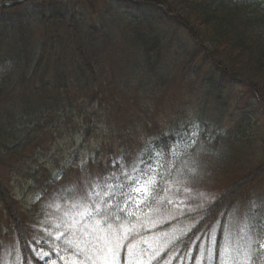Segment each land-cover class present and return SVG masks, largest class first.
Segmentation results:
<instances>
[{
  "label": "trees",
  "instance_id": "obj_1",
  "mask_svg": "<svg viewBox=\"0 0 264 264\" xmlns=\"http://www.w3.org/2000/svg\"><path fill=\"white\" fill-rule=\"evenodd\" d=\"M110 1L114 0H29L0 7V63L9 65L0 80V166L7 165L6 158L39 146L42 139L37 133L47 134L49 122H64L61 117L68 119L74 114L62 112L72 109L79 114L74 119L83 143L93 148L86 153V162L76 151L58 165L61 178L47 180L44 198L63 185L66 199H82L91 213L83 219L85 233L104 218L101 227L125 224L131 228L115 264H132L129 246L135 264H222L225 258L219 249L237 219L236 212L242 209L253 226L251 231L245 228L252 238L249 264H262L264 226L260 215L264 208L248 205L245 198L264 181V155L215 199L202 202L193 182L197 163L202 169L211 161L213 164L229 151L228 143L236 148V142L245 139L252 143L246 130L249 123L236 122L231 136L203 131L196 144L179 152L174 149L173 130L171 136L164 131L156 141L163 164L161 179L152 191L151 205L148 202L138 213L132 210V202L127 204L117 192L116 179L119 176L127 182L132 176V160L139 161L136 167L143 166L145 149L139 146L140 139H132L131 128L127 129L129 141L124 139L116 116L124 117L120 109L125 106L128 112L136 108L152 113L173 83V75L163 73L165 35L148 18L151 14L132 17V12L140 14L144 8L153 18L161 17L158 25L173 19L188 31L196 46L192 62L203 55L223 82L245 85L264 107V0H118L117 6L99 14L102 5ZM130 118L132 121V114ZM29 122L36 125L24 137L21 132L14 133ZM133 122L139 124L137 129L148 125L142 119ZM170 124L179 128V118ZM51 145L58 148L54 142ZM107 184L112 185V192H104ZM98 187L100 195L90 192ZM208 187L203 183L201 189ZM180 195L197 198L183 213L172 201ZM0 205L19 245L20 259L13 264H50L38 252L39 240L52 239L47 230L37 227L41 223L38 218L46 219L37 210L40 202L23 209L0 176ZM74 211V207L68 210L64 206L59 216L64 219ZM162 215L173 218L162 219ZM239 222L241 219L233 225ZM2 232L0 228V264ZM161 234L164 237L159 240ZM155 237L158 244L149 247ZM81 247L84 254L79 252L80 258L68 264H92L96 259L90 235Z\"/></svg>",
  "mask_w": 264,
  "mask_h": 264
},
{
  "label": "rangeland",
  "instance_id": "obj_2",
  "mask_svg": "<svg viewBox=\"0 0 264 264\" xmlns=\"http://www.w3.org/2000/svg\"><path fill=\"white\" fill-rule=\"evenodd\" d=\"M118 0L104 3L99 14H104L108 9H112L113 5L117 6ZM136 11V10H135ZM146 8L142 9L140 14L132 12L134 16H145L151 14L148 18L153 21L154 26L158 28L160 34L165 35V56L163 73L166 76L173 75V83L171 88L166 91L162 97V101L155 104L152 113L142 112L139 109L132 108L131 112L126 111V106L120 109V113L124 117L116 116L119 123V132L124 134V139H130L128 128H131L132 139L135 141L140 139L139 146L145 149L143 155H146L143 161V166L136 167L139 163H134L132 167V176H129L127 182H123L120 177L116 179L118 186L117 192H121L126 198L127 204L132 202V210L138 213L143 211L145 204L149 202L151 205L152 191L158 186L162 174V159L159 157V147L156 141L165 131L169 136L170 131L175 134L176 152H179L186 147L196 144L197 138L203 131L209 133L225 134L231 136L236 130V122L241 121L247 125L248 139L234 143H228L229 151L223 157L209 162L205 168H199L197 163L194 167L195 180L197 183V193H200L201 201L215 199L217 195L223 191L228 184L236 177H241L247 167H251L261 160L264 155V107L249 92L245 85L235 84L232 81L223 82L220 75L211 68L210 61L203 55L198 57L195 62L192 55L195 54L196 46L192 43L188 31L175 22L173 19L170 23H160L161 18L158 15L148 13ZM146 13V14H144ZM187 31V32H186ZM9 68L8 64L0 63V80L4 73ZM104 109V108H103ZM11 111H16L15 109ZM10 111V112H11ZM90 112H96L93 110ZM17 113V112H16ZM15 113V114H16ZM19 113V112H18ZM62 113H72L70 118H62L64 122L57 124V121L49 122L46 127V132L37 133L42 139V142L37 147H30L25 151H20L18 156H10L4 161L7 165L0 166V176L6 183L7 187L12 191L15 198L20 202L23 209L29 208L32 204L40 202L37 210L44 214L46 219L37 227L45 229L50 234V238L39 240V254L44 260H49L50 264H68L71 261L78 260L79 250L76 247L82 248L83 241L88 235L85 233L84 217L81 213L85 211L83 200L77 196H72L66 199L65 186L61 185L58 189H54L52 194L45 199V191L43 187L48 179L56 177L57 181L61 178L60 167L68 160L72 153L78 151L80 157L86 162V153L93 148L92 144H84L81 139V132L78 129L77 118L78 112L74 113L72 109L63 111ZM1 114V113H0ZM132 114V121L131 116ZM179 118V128L171 127V120ZM54 119V118H53ZM142 119L146 124L143 128L137 129L139 124L133 121ZM35 122V121H34ZM34 122L23 124L14 131L15 134H22L24 137L30 132L31 128L36 125ZM34 123V124H30ZM148 128H151L148 130ZM178 129V130H177ZM198 133V134H195ZM19 136V135H18ZM57 138V140H55ZM13 139V138H12ZM54 142L58 148H53L51 143ZM161 146V145H160ZM162 147V146H161ZM3 147L0 145V150ZM263 152V154L261 153ZM119 154V150L117 151ZM24 155V156H22ZM234 160V162H232ZM235 160H242V163H237ZM232 163H235L232 164ZM136 164V166H135ZM43 165V167L41 166ZM58 165L60 167H58ZM243 165V166H242ZM128 167H125V172H128ZM135 170L138 171L137 175ZM234 171V172H233ZM233 172V173H232ZM154 181L149 185V192L137 193L135 188L144 185L146 181ZM203 183L210 187L201 189ZM104 192H112V185L107 184ZM207 186V185H206ZM101 188L91 189L90 192H99ZM198 197V194H195ZM64 199L67 200L64 201ZM173 202H177V206L181 208V213L185 212V207L188 208L190 203L197 198H187L185 196H174ZM248 205L264 208V181L254 186L247 197L245 203ZM64 206L68 210L74 207L75 211L68 214L64 219L60 217V212H64ZM236 211H241L237 209ZM237 219H233V224L241 219V223L231 225L229 232L231 233L232 255L228 258V264H249L250 244L252 238L245 225L248 224V216H245L244 209L241 213L236 212ZM73 216V217H72ZM167 220L172 219V216L162 215L161 218ZM264 226V211L260 215ZM70 228V230L68 229ZM0 228L2 232V262L1 264H13L14 261L20 259L19 245L16 237L10 232L7 214L0 205ZM74 233L73 232H78ZM253 235V234H252ZM164 237L163 234L158 236L160 240ZM259 240V239H258ZM71 242V243H69ZM154 243L158 244L156 237L148 244L149 247H154ZM47 247H49L47 249ZM264 248V247H263ZM72 249V251H70ZM71 257L72 259H69ZM250 257V259H248ZM264 264V260H262Z\"/></svg>",
  "mask_w": 264,
  "mask_h": 264
},
{
  "label": "snow or ice",
  "instance_id": "obj_3",
  "mask_svg": "<svg viewBox=\"0 0 264 264\" xmlns=\"http://www.w3.org/2000/svg\"><path fill=\"white\" fill-rule=\"evenodd\" d=\"M198 134V133H195ZM154 183V181H146L144 185L137 187L134 189L137 193H145V195L149 192V185ZM97 195H100L97 193ZM97 209L99 205L95 206ZM82 218L85 216H91V213L85 210L81 213ZM101 223H106V218L104 220H97L95 223L90 226L91 231L86 233L90 235L94 244V254L96 259L92 261V264H96V261L99 260L100 264H115L116 256L122 246V241L127 238L128 234L131 232V228H129L125 224H119L113 226L112 224H107V227H101ZM248 231L252 230V225L246 224L244 226ZM71 243V242H69ZM81 254H84V249H79V246H76ZM264 247V244L261 245ZM232 241H231V233L225 235L224 243L219 249L220 254L225 258L222 261V264H228V258L232 255ZM128 256L132 264H135V257L132 246L128 248ZM250 259V257L248 258Z\"/></svg>",
  "mask_w": 264,
  "mask_h": 264
},
{
  "label": "water",
  "instance_id": "obj_4",
  "mask_svg": "<svg viewBox=\"0 0 264 264\" xmlns=\"http://www.w3.org/2000/svg\"><path fill=\"white\" fill-rule=\"evenodd\" d=\"M28 0H15V1H0V6L3 5H18Z\"/></svg>",
  "mask_w": 264,
  "mask_h": 264
}]
</instances>
